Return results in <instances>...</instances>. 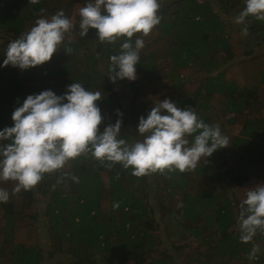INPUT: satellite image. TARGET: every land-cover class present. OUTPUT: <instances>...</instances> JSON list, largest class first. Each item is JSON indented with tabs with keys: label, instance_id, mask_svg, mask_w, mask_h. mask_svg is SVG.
Listing matches in <instances>:
<instances>
[{
	"label": "trees",
	"instance_id": "obj_1",
	"mask_svg": "<svg viewBox=\"0 0 264 264\" xmlns=\"http://www.w3.org/2000/svg\"><path fill=\"white\" fill-rule=\"evenodd\" d=\"M217 1L235 17L245 7V0ZM78 2L84 6L86 0L35 4L0 0V62L9 42L29 31L38 18H50L63 9L71 19ZM160 4L161 20L142 37L145 43L135 66L136 79L127 84V79L112 82L107 76L109 58L121 51L124 38L99 41L96 54L88 55L85 51L96 37L91 28L84 37L78 27L66 33L58 51L42 65L27 70L0 68V129L12 126L11 113L27 95L47 89L61 95L68 84L79 82L102 93L97 101L102 116L98 127L102 130L121 119V138L129 143L142 139L136 132L139 117L147 116L153 102L167 98L179 108H193L205 123L219 125L230 145L214 151L207 163L190 172L165 170L135 176L131 168L101 162L89 152L45 174L27 191L13 192L15 181H0V188L9 192L8 201L0 203V264H45L36 224L41 216L51 233L69 217L61 237L69 248L58 247V253L89 264H169L174 255L158 250L161 235L154 240L151 234L163 228L170 236L179 218L182 230L207 247L205 254L195 252L196 261L222 264L217 258L228 253L235 261L252 260L248 255L258 245V263L264 264V232L257 231L249 243L242 242L229 201L232 196L237 205L245 198L243 185L248 181L264 184V52L255 54L252 49V44L264 46V20L247 17L248 34L242 38L237 32L223 34L224 26L206 2L160 0ZM72 23L78 26L79 17ZM165 64L174 69L170 77L162 72ZM124 84L129 90L127 107L115 89ZM230 183L234 192L227 190ZM151 192L159 200L161 222L149 203ZM38 196L45 204L42 212ZM213 213L219 222L216 230L211 227ZM91 248L96 251L86 255ZM224 262L229 264L227 259Z\"/></svg>",
	"mask_w": 264,
	"mask_h": 264
},
{
	"label": "clouds",
	"instance_id": "obj_2",
	"mask_svg": "<svg viewBox=\"0 0 264 264\" xmlns=\"http://www.w3.org/2000/svg\"><path fill=\"white\" fill-rule=\"evenodd\" d=\"M160 7V0H86L78 11V26L63 9L50 18L42 16L29 31L9 42L0 68L27 70L42 65L58 51L66 33L78 27L79 36L84 37L91 28L100 42L124 38L121 51L109 58L110 81L135 80V66L145 43L142 37L159 24ZM249 16L264 20V0H245V7L235 17L234 23L243 25L241 34L245 36ZM137 33L140 35L133 41ZM101 98V91H90L79 82L68 84L61 95L50 89L27 95L11 113L12 126L0 129V181H15L13 192L27 191L45 174L89 152L101 162L131 168L135 176L165 170L190 172L207 163L214 151L230 145L219 125L205 123L193 108H179L167 98L153 102L147 116L139 117L136 132L142 139L129 143L121 138V119L102 130L98 127L102 116L97 101ZM8 199L9 192L0 188V203ZM236 208L242 242L251 241L257 231L264 232V184L247 189ZM258 251L259 246L254 245L251 257Z\"/></svg>",
	"mask_w": 264,
	"mask_h": 264
},
{
	"label": "rangeland",
	"instance_id": "obj_3",
	"mask_svg": "<svg viewBox=\"0 0 264 264\" xmlns=\"http://www.w3.org/2000/svg\"><path fill=\"white\" fill-rule=\"evenodd\" d=\"M200 2H206L208 5L211 6V8L214 10V12L218 15V23H220L222 26H224V30H223V34H226V32H237L242 38H246L247 35H242L241 34V25H238L236 23H234V19H235V14L229 11H223L220 8V3L217 0H199ZM237 4V3H236ZM82 7V3H75L74 5V11L72 14V18L70 19L71 21H73L77 16H78V11L79 9ZM99 40L96 39V37L92 38L91 44L88 46L87 51H85V54H96V49L98 46ZM252 49L253 52L255 54H260L262 52H264V46H254L252 44ZM144 62L146 60H143ZM84 66H82L83 68ZM162 72L165 76L170 77V73L172 72V65H163L162 66ZM174 71V69H173ZM130 81H126L125 84H127ZM115 85V89L117 92H119V95L122 98V102L123 105L125 107L129 106V90L127 89L126 85ZM150 183L147 182V186ZM258 184H263L261 182H257V181H248L246 182L243 187L245 190L250 189L255 187ZM148 188V187H147ZM235 185L233 184H229V186L227 187V190L230 192H234L235 191ZM153 192H151V194H149V203L152 204L155 208V217L156 220L158 222H161V220L159 219V210L156 208V204L157 202H159V200H157V198L152 194ZM232 197V196H231ZM229 198L230 201V205L233 209V211L235 212V217L237 218V214H236V204L233 198ZM38 198V203L37 206L40 209V212L43 211V208L45 206V204H43V200L42 198H40L39 196ZM169 206V204L167 205V207ZM69 217H64V219L60 222L59 227L56 229V231L54 233H51L50 231L47 230V228L49 227L48 221L46 218L44 217H40L38 222L36 223L38 226V239H39V244L42 247L43 253H44V257H45V264H63L66 261H78L76 259L72 260V257H69L68 255H62L60 253H58V247L62 248L63 251L68 250L69 248V244L66 242L61 241V237L63 234V227H64V223L66 220H68ZM175 219H177V217H175ZM181 220H183L182 218H179ZM178 221L179 223H175L173 224V226L171 227L172 230H170L171 235L168 236L166 234V231L163 230V228L161 229V231L157 230L155 231L153 234H151V238L152 239H156L161 235L160 239H161V244L160 246H157L158 250H166L167 252L171 253L174 255L173 259L169 262V264H202L204 262V259L201 258L199 261L195 260V252L197 250L203 252V254H205L207 247L206 245H201L199 246V241L193 237L190 232H187L185 230H182V222L183 221ZM64 222V223H63ZM211 227L214 228L215 230L217 228H219V222L216 219L214 213L212 214V221H211ZM233 228V227H232ZM227 230H230L227 229ZM63 239V238H62ZM249 243V242H247ZM245 243V244H247ZM243 244V243H242ZM244 245V244H243ZM219 252L220 250L217 249ZM95 249H88L86 251V255H90L93 254V252H95ZM252 252V251H251ZM250 252V254H251ZM64 254V253H63ZM85 254H81L83 258L87 257L85 256ZM230 253L227 254V256H225L224 258H217L218 263H222L225 264L226 262L225 259L228 260L229 264H259L258 263V256L260 255L259 252H257L255 254V258H253L252 260L247 259L246 261H235L233 256L229 255ZM248 256H251V255ZM61 260V261H60ZM79 264H89L87 261H84L83 259L80 261H78ZM150 262L149 258L146 260V263Z\"/></svg>",
	"mask_w": 264,
	"mask_h": 264
}]
</instances>
